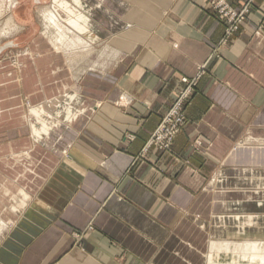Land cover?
Instances as JSON below:
<instances>
[{
  "label": "crops",
  "instance_id": "crops-1",
  "mask_svg": "<svg viewBox=\"0 0 264 264\" xmlns=\"http://www.w3.org/2000/svg\"><path fill=\"white\" fill-rule=\"evenodd\" d=\"M80 1L56 9L84 22L73 65L41 34L51 0L12 11L0 264H264V0L230 36L216 0ZM183 78L186 123L141 154Z\"/></svg>",
  "mask_w": 264,
  "mask_h": 264
},
{
  "label": "bare ground",
  "instance_id": "bare-ground-1",
  "mask_svg": "<svg viewBox=\"0 0 264 264\" xmlns=\"http://www.w3.org/2000/svg\"><path fill=\"white\" fill-rule=\"evenodd\" d=\"M4 1L5 0H0V15H2L1 11H2V4ZM17 1L18 0H7V10L6 11H10L13 4ZM70 1L75 5L76 8H82V2L80 0H70ZM39 8L41 9V16H39V17H42V19L44 21L43 30H42L41 34L43 36L48 37L50 45L52 46V48L55 51L60 52L63 55L69 56L68 57V61H69L68 65H73L74 64L73 62L75 61V59H73L72 56H70V55H72L74 52H76V50H80V49L84 50V49L88 48L86 41L84 40V38H82L83 26L81 23L83 22V19L77 18V16H75V14H73V13H72L73 16L71 17L72 14L70 11H69L70 16L63 17L64 15L61 16L60 12L55 11L52 8V6H50V5H45V6L41 5ZM4 25H5L6 30L2 28L0 30V35L2 34V35H5V37H6V35L10 36V34H14L17 31L18 26L15 25L14 23H12L10 15H8ZM104 55H106V53ZM73 57H77L76 54ZM69 98H70V95L64 98V99H66V101H65L66 104H67V101ZM65 108H66V106H65ZM62 110L63 109H61L57 113V115H60ZM65 113L70 116L71 113H73V110L67 109V110H65ZM41 115H45V114L40 113L39 116H41ZM75 115H77V114L73 113V115L70 116L68 118V120L71 121ZM46 116L48 118H52V117H50L49 114H46ZM55 125H56V127H60L59 126L60 124L57 123V121H55ZM46 128H50V127L46 126ZM3 227H4V223L1 222L0 223V231L2 230Z\"/></svg>",
  "mask_w": 264,
  "mask_h": 264
},
{
  "label": "built area",
  "instance_id": "built-area-1",
  "mask_svg": "<svg viewBox=\"0 0 264 264\" xmlns=\"http://www.w3.org/2000/svg\"><path fill=\"white\" fill-rule=\"evenodd\" d=\"M252 1L253 0H247L240 10H235L224 0H216L213 2L212 8L226 23L225 36H230L245 20L246 15L249 12V5ZM182 81L186 86L180 91L171 107L162 116L143 150L155 147L161 151H170L174 137L185 124V105L191 98L192 93H194V86L196 84L194 79L189 81L186 78H183Z\"/></svg>",
  "mask_w": 264,
  "mask_h": 264
},
{
  "label": "rangeland",
  "instance_id": "rangeland-1",
  "mask_svg": "<svg viewBox=\"0 0 264 264\" xmlns=\"http://www.w3.org/2000/svg\"><path fill=\"white\" fill-rule=\"evenodd\" d=\"M19 1V0H18ZM17 1V2H18ZM17 2H15L14 4H13V6H12V8L10 9V11H6L7 10V0H5L4 2H3V4H2V11H1V13H2V15H0V30L3 28V29H5L6 30V28H5V21H6V19H7V17H8V15H10L11 16V21H12V23H14L15 25H17L18 27H17V31L16 32H18L19 31V29H20V26L17 24V22L14 20V18H13V14H16V12H12L13 11V9H14V7H15V5L17 4ZM61 2H65V3H67V2H70V0H51V2L49 3V4H47V5H50V6H52V8L55 10V11H57L56 9L59 7V4L61 3ZM6 4V5H5ZM61 10V9H60ZM61 12H62V10H61ZM62 14H64L65 16H70V15H68V13H64V12H62ZM43 21V19H42V17H39V21H40V28L42 27V29H43V24H44V21ZM15 32V33H16ZM15 33L14 34H10V36L9 35H6V37H5V35H0V61L2 60V59H4V58H12L13 57V55L14 54H16V53H18L19 51L21 52V51H23L24 50V48L22 49H20L19 51L18 50H16L15 49V45L13 46H11V45H9L10 44V42H12L17 36L15 35ZM20 47H22L21 45H20ZM97 50V52L99 51V49H96ZM180 93V92H179ZM193 94V93H192ZM178 96V95H177ZM176 96V97H177ZM176 99V98H175ZM172 105V104H171ZM171 107V106H170ZM169 107V108H170ZM168 108V109H169ZM167 111V110H166ZM166 113V112H165ZM164 113V114H165ZM185 113V112H184ZM163 114V115H164ZM162 115V116H163ZM162 116L160 117V120H161V118H162ZM186 118V117H185ZM160 120H159V122H160ZM159 122H158V124H159ZM185 123H186V121H185ZM157 124V125H158ZM157 127V126H156ZM155 127V128H156ZM154 128V129H155ZM154 131V130H153ZM152 131V132H153ZM152 132H151V134H152ZM150 134V135H151ZM150 135H149V138H150ZM148 138V139H149ZM175 138V137H174ZM148 141V140H147ZM147 141H146V143H147ZM146 143H145V145H146ZM145 145L143 146V148H142V150H141V154H145V153H147L148 152V150H150V149H156L155 147H150V148H148L147 150H143L144 149V147H145ZM156 150H158V151H160V152H162V153H166V152H169V151H161V150H159V149H156ZM75 240H76V242H77V245H79L80 243V238H81V234H75ZM261 252V254H263V256H264V249L262 248V250H260ZM262 256V258H264ZM196 258L195 257H193V259H192V262H194V263H196ZM219 262H225L224 260H222V259H220L219 260ZM226 262H230V260H226ZM241 262H242V264H246V261L245 260H241Z\"/></svg>",
  "mask_w": 264,
  "mask_h": 264
}]
</instances>
